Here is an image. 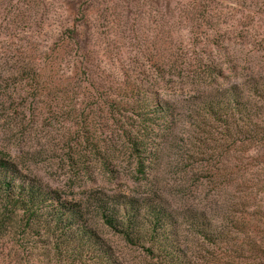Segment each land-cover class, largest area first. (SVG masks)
<instances>
[{
  "label": "rangeland",
  "instance_id": "374dc122",
  "mask_svg": "<svg viewBox=\"0 0 264 264\" xmlns=\"http://www.w3.org/2000/svg\"><path fill=\"white\" fill-rule=\"evenodd\" d=\"M250 116L264 133V0H0V155L87 207L163 208L190 264H264ZM139 132L157 156L144 173ZM94 221L117 264H158Z\"/></svg>",
  "mask_w": 264,
  "mask_h": 264
},
{
  "label": "trees",
  "instance_id": "16d2710c",
  "mask_svg": "<svg viewBox=\"0 0 264 264\" xmlns=\"http://www.w3.org/2000/svg\"><path fill=\"white\" fill-rule=\"evenodd\" d=\"M74 43L79 45L78 39ZM244 106L239 104L233 110L241 114ZM253 117L249 140L258 137L264 142V133ZM163 120L164 124L171 122L172 115ZM226 131L228 134L229 129ZM127 136L130 155L138 172L144 173L147 162L152 164L157 158L156 150L148 148L146 134ZM149 203L132 196L97 195L87 207L64 198L0 155V264H117L118 257L101 237L94 217L128 244L144 249L158 264H187L184 255L166 244L172 220L163 208L158 210ZM5 243H11L9 249Z\"/></svg>",
  "mask_w": 264,
  "mask_h": 264
}]
</instances>
